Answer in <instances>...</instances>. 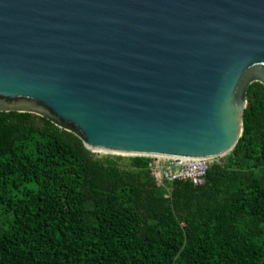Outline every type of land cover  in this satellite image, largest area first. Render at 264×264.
<instances>
[{
    "label": "water",
    "instance_id": "1",
    "mask_svg": "<svg viewBox=\"0 0 264 264\" xmlns=\"http://www.w3.org/2000/svg\"><path fill=\"white\" fill-rule=\"evenodd\" d=\"M253 83L264 0H0V113L91 153L225 158Z\"/></svg>",
    "mask_w": 264,
    "mask_h": 264
},
{
    "label": "trees",
    "instance_id": "2",
    "mask_svg": "<svg viewBox=\"0 0 264 264\" xmlns=\"http://www.w3.org/2000/svg\"><path fill=\"white\" fill-rule=\"evenodd\" d=\"M205 183L99 159L31 114L0 113V264H264V88Z\"/></svg>",
    "mask_w": 264,
    "mask_h": 264
},
{
    "label": "built area",
    "instance_id": "3",
    "mask_svg": "<svg viewBox=\"0 0 264 264\" xmlns=\"http://www.w3.org/2000/svg\"><path fill=\"white\" fill-rule=\"evenodd\" d=\"M149 159L148 168L158 182L173 184L175 182H189L194 187L202 186L208 170L214 160H187V159Z\"/></svg>",
    "mask_w": 264,
    "mask_h": 264
},
{
    "label": "rangeland",
    "instance_id": "4",
    "mask_svg": "<svg viewBox=\"0 0 264 264\" xmlns=\"http://www.w3.org/2000/svg\"><path fill=\"white\" fill-rule=\"evenodd\" d=\"M93 154L96 156V158H99V159H105V158L116 159V158H119L118 164L122 167H126L130 163V158L125 157V156H118V155L105 154V153L104 154L103 153H93ZM224 159L225 158H219V159L214 160V162L218 163V164H223Z\"/></svg>",
    "mask_w": 264,
    "mask_h": 264
},
{
    "label": "bare ground",
    "instance_id": "5",
    "mask_svg": "<svg viewBox=\"0 0 264 264\" xmlns=\"http://www.w3.org/2000/svg\"><path fill=\"white\" fill-rule=\"evenodd\" d=\"M95 153H103V152H95ZM104 154V153H103ZM116 155H119V156H125V155H121V154H116ZM127 157V156H125Z\"/></svg>",
    "mask_w": 264,
    "mask_h": 264
}]
</instances>
